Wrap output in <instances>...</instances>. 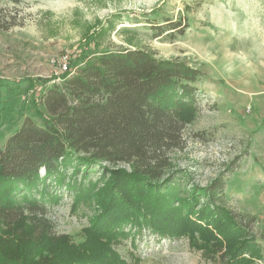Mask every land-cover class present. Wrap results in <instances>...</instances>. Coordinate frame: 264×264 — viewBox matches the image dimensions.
Returning <instances> with one entry per match:
<instances>
[{"label":"rangeland","instance_id":"374dc122","mask_svg":"<svg viewBox=\"0 0 264 264\" xmlns=\"http://www.w3.org/2000/svg\"><path fill=\"white\" fill-rule=\"evenodd\" d=\"M18 1L2 3L18 26L0 31V149L25 118L43 123L47 117L39 99L46 88L63 81L64 73L54 67L61 56L70 58L69 67L119 50H146L159 60L178 59L200 73L195 121L185 130L184 149L170 155L172 184L196 190V198L185 199L179 214L193 212V218L202 219L203 228H208L216 217L203 218L200 211L209 207L222 218L225 211L233 217H255L254 231L262 232L264 0ZM173 23L186 28L185 33L158 35L157 30ZM74 167L80 168L78 175ZM87 171L75 164L62 172V186L46 181L59 197L49 204L56 232L75 242L84 239L95 210L77 205L67 184H96L105 173L98 166ZM216 181L225 188L219 198H210L211 205L204 193ZM173 218L170 224L162 219L159 228L176 230L179 226L173 224L178 220ZM209 231L217 236L215 227ZM194 235L195 242L133 231L134 241L125 239L118 251L129 264H218L205 258L208 245L200 238L208 234Z\"/></svg>","mask_w":264,"mask_h":264},{"label":"trees","instance_id":"16d2710c","mask_svg":"<svg viewBox=\"0 0 264 264\" xmlns=\"http://www.w3.org/2000/svg\"><path fill=\"white\" fill-rule=\"evenodd\" d=\"M5 1H19L0 0V31L8 32L18 23ZM181 27L170 24L158 35H183ZM73 66L40 96L43 123L25 118L0 149V264H129L118 248L134 241L133 231L193 242L195 232H205L203 252L214 263L264 264V227L255 233V217L201 210L203 218L216 217L209 224L216 236L193 212L179 214L196 190L172 184L170 155L184 149L185 130L195 121L199 71L146 50L101 52ZM75 164L105 172L96 184H67L77 205L95 210L81 242L56 232L49 204L59 197L46 187L47 180L62 186V172ZM224 188L221 181L208 187L209 204ZM173 216L179 227L161 230V220L170 224Z\"/></svg>","mask_w":264,"mask_h":264},{"label":"built area","instance_id":"2783aa9c","mask_svg":"<svg viewBox=\"0 0 264 264\" xmlns=\"http://www.w3.org/2000/svg\"><path fill=\"white\" fill-rule=\"evenodd\" d=\"M70 58L67 55L61 56L55 63V68L59 69L60 72L66 73L69 71Z\"/></svg>","mask_w":264,"mask_h":264}]
</instances>
